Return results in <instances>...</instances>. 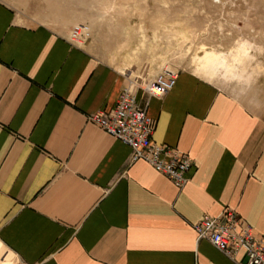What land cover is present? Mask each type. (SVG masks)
<instances>
[{
  "label": "crops",
  "instance_id": "0c3cea01",
  "mask_svg": "<svg viewBox=\"0 0 264 264\" xmlns=\"http://www.w3.org/2000/svg\"><path fill=\"white\" fill-rule=\"evenodd\" d=\"M43 1L0 0V264H235L191 226L227 207L264 238V84L184 70L148 100L152 140L194 161L179 190L86 121L128 81Z\"/></svg>",
  "mask_w": 264,
  "mask_h": 264
},
{
  "label": "rangeland",
  "instance_id": "374dc122",
  "mask_svg": "<svg viewBox=\"0 0 264 264\" xmlns=\"http://www.w3.org/2000/svg\"><path fill=\"white\" fill-rule=\"evenodd\" d=\"M42 3L66 12L57 20L43 17V22L56 30L87 27L88 37L81 46H89L138 86L167 70H190L242 97L257 78L264 84V0ZM227 61L235 67L233 74L224 71Z\"/></svg>",
  "mask_w": 264,
  "mask_h": 264
},
{
  "label": "built area",
  "instance_id": "2783aa9c",
  "mask_svg": "<svg viewBox=\"0 0 264 264\" xmlns=\"http://www.w3.org/2000/svg\"><path fill=\"white\" fill-rule=\"evenodd\" d=\"M87 37V27L77 25L69 31L67 40L79 47ZM177 77L178 72L174 70L158 73L141 86L140 100L137 99L139 86L129 81L114 107L90 113L86 121L128 145L131 163L144 161L181 190L188 182L187 174L194 161L188 154L152 140L154 125L146 112L148 100L163 97L174 87ZM191 227L197 241L207 240L233 263L264 264V238L254 235L251 227L232 209L226 207L214 217L205 216ZM241 253L244 263L238 261Z\"/></svg>",
  "mask_w": 264,
  "mask_h": 264
}]
</instances>
